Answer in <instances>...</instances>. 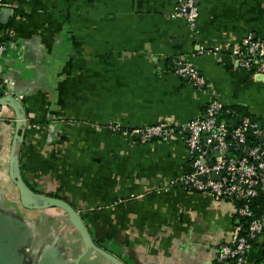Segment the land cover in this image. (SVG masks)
<instances>
[{
	"label": "crops",
	"instance_id": "1",
	"mask_svg": "<svg viewBox=\"0 0 264 264\" xmlns=\"http://www.w3.org/2000/svg\"><path fill=\"white\" fill-rule=\"evenodd\" d=\"M196 1L192 30L172 16L180 0H0V103L15 98L25 121L12 161L17 110L0 105V264H212L234 240L237 202L175 184L191 170L181 134L122 131L186 124L212 99L264 124V76L232 55L264 37V0ZM179 57L204 86L175 73ZM263 253L264 234L248 263Z\"/></svg>",
	"mask_w": 264,
	"mask_h": 264
},
{
	"label": "built area",
	"instance_id": "2",
	"mask_svg": "<svg viewBox=\"0 0 264 264\" xmlns=\"http://www.w3.org/2000/svg\"><path fill=\"white\" fill-rule=\"evenodd\" d=\"M172 16L185 19L190 28L196 30L200 16L197 1L180 0ZM4 51L5 46L0 44V56ZM232 55L238 67L264 76V37L247 34L242 43L233 49ZM174 71L186 77L195 87L200 88L206 83L200 71L181 57L174 60ZM0 86L5 87L1 78ZM4 94L12 95L7 90ZM234 119H240L236 127L231 126ZM114 126L115 129H123L119 125ZM122 131L139 136L142 141L167 140L181 134L190 152L191 170L176 180L175 184L209 192L221 200L240 202L237 213L244 224L239 227L231 243L219 247L217 258L212 264H226L229 261L235 264H264L263 259L254 263L247 261L254 243L264 234V204L259 215L252 205L254 199L264 195V141L258 144L249 141L250 134L261 138L264 131L257 127L251 117L242 115L234 105L212 99L199 116L186 124L161 122ZM216 151L221 154L217 155ZM212 174L219 175V178H213ZM242 228H245L244 233Z\"/></svg>",
	"mask_w": 264,
	"mask_h": 264
},
{
	"label": "water",
	"instance_id": "3",
	"mask_svg": "<svg viewBox=\"0 0 264 264\" xmlns=\"http://www.w3.org/2000/svg\"><path fill=\"white\" fill-rule=\"evenodd\" d=\"M10 13H11V9H9V8L2 9L1 15H0L1 20H3V21L6 20V18H8V15ZM17 102L18 101H16L15 98L9 96V97H6V100H3L2 103H0V105H2V104L11 105V106L15 107L16 110H17V130H16V138L14 140V144H13V147H12V157H11L12 161H14L15 158H16V147H17L18 136L20 134L21 125H22V123L25 122L23 115H21V112H20L21 110H20L19 106H17V104H18ZM239 120L240 119H234L233 121H231V126L236 127ZM252 121L256 122L257 123V127L264 131V124H263L262 120H257L255 117H253ZM260 141L261 142L264 141V136H262L260 138ZM230 149H233V147H230ZM215 153L217 155L221 154L218 151H216ZM212 177L213 178H219V175L212 174ZM17 183H18V185H19V187H20V189H21L23 194L26 192V190L27 191L29 190V192L34 193L32 190H30L28 188H25V186L23 185V182L17 181ZM50 204L54 205V206H61L62 208H64L70 214L72 221L75 223L77 228L82 233L84 239L86 240V243L92 244L89 232L87 230V226L85 225V222L83 221V219L81 218L79 213L72 206H70L66 202L61 201L59 199H55V200L51 199Z\"/></svg>",
	"mask_w": 264,
	"mask_h": 264
},
{
	"label": "trees",
	"instance_id": "4",
	"mask_svg": "<svg viewBox=\"0 0 264 264\" xmlns=\"http://www.w3.org/2000/svg\"><path fill=\"white\" fill-rule=\"evenodd\" d=\"M171 65L172 68L174 69V60L172 58H171ZM234 106L238 110V112H240L242 115H246L251 118L254 117V115L251 112L247 111L243 106H239V105H234ZM249 141L252 142L253 144H258L260 142V137L254 134H250ZM237 204L239 205L240 202L237 201ZM262 204H264V195H260L259 197H257L252 201V205L258 215L262 212V207H261ZM244 231L245 228H242V233H244ZM262 259L264 260V253Z\"/></svg>",
	"mask_w": 264,
	"mask_h": 264
}]
</instances>
